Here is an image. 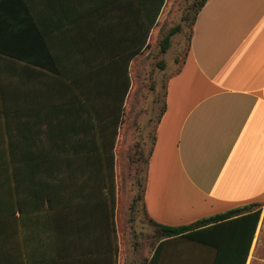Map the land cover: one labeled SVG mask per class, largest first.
<instances>
[{
  "label": "crops",
  "instance_id": "obj_1",
  "mask_svg": "<svg viewBox=\"0 0 264 264\" xmlns=\"http://www.w3.org/2000/svg\"><path fill=\"white\" fill-rule=\"evenodd\" d=\"M169 1L150 28L163 0H0V264H130L119 163L134 137L132 102L134 116L148 107L137 95L141 62ZM167 78L152 83L158 117L142 213L182 225L259 204L246 264H264V0H207ZM111 151L118 251L103 179ZM162 241L158 264H186L183 246L190 264H214L218 253Z\"/></svg>",
  "mask_w": 264,
  "mask_h": 264
},
{
  "label": "rangeland",
  "instance_id": "obj_2",
  "mask_svg": "<svg viewBox=\"0 0 264 264\" xmlns=\"http://www.w3.org/2000/svg\"><path fill=\"white\" fill-rule=\"evenodd\" d=\"M195 0H170L165 7L162 15L160 32L157 40L152 43L150 54L142 59L141 62V80L138 82L137 95L140 101L145 104V109L137 116L132 113V105L130 107L129 124L127 129L132 135V144L129 150L125 151L124 156L120 160V209L118 220L119 230L123 239V251L125 254L126 263L130 264H144L151 258L155 245L159 241V237L154 232L152 225L148 223L139 205V213L135 214L134 219H131V213L126 217L124 215V205L128 199L129 190L138 192V180H144L146 175V162L144 160L138 161L135 153V144L140 141L142 149L147 155L149 153L150 145L152 143L151 135L154 133V128L157 124L158 110L157 104L153 105L156 100L154 94V87L152 83L169 79L171 74L178 70L182 65L184 55L187 52L190 34L192 31V21L195 16L196 9L193 7ZM180 24L181 30L177 32L172 38V46L165 54H162L159 45L160 39L172 27ZM165 60L166 68L162 69L158 62ZM159 107H161L159 105ZM158 107V108H159ZM155 108V110H154ZM130 155L133 158L130 159ZM148 176V170H147ZM129 189V190H128ZM124 221H123V219ZM192 248L182 247L179 252L185 253L182 256V261L186 264L193 263V257L188 254ZM195 257V256H194Z\"/></svg>",
  "mask_w": 264,
  "mask_h": 264
},
{
  "label": "trees",
  "instance_id": "obj_3",
  "mask_svg": "<svg viewBox=\"0 0 264 264\" xmlns=\"http://www.w3.org/2000/svg\"><path fill=\"white\" fill-rule=\"evenodd\" d=\"M207 0H195L193 7L196 12L192 21V25L195 19L203 8ZM164 5V0L161 6L158 7L155 19L151 21L150 28L156 24V20L159 18ZM180 24L172 27L165 35L160 39L159 45L162 54H165L172 46L173 36L181 30ZM190 40V39H189ZM144 45H142V50ZM131 60V59H130ZM130 63V61H129ZM159 66L164 69L166 61L162 60L158 62ZM129 65V64H128ZM127 65V66H128ZM127 73V84L125 87V99H127L129 91L131 89L130 77ZM136 156L138 161L144 160L148 163V157L146 158L144 151L141 148V143H136ZM133 158V157H132ZM115 166V153L110 152V162L107 169V174L104 173V185L108 189V208H109V240L112 248L118 251L117 245V230H116V206H117V177ZM139 190L136 193L134 200L131 204L132 219L139 211L138 207L144 201V195L146 192L145 180H138ZM145 213L148 216L146 208ZM262 209L259 204H249L242 207H238L229 210L222 214L213 215L200 220H197L190 224L182 225H170L160 223L153 218L148 217L147 221L153 226L155 234L159 237V242L150 264H158L163 251V241L168 238H187L197 242H202L207 245L213 246L218 249V253L214 264H246L250 249L256 234V230L260 221ZM161 240V241H160Z\"/></svg>",
  "mask_w": 264,
  "mask_h": 264
}]
</instances>
